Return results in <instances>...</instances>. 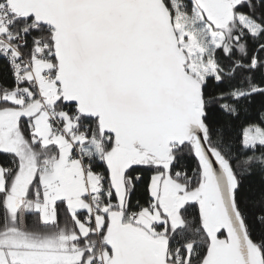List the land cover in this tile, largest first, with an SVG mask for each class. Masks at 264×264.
Instances as JSON below:
<instances>
[{
  "label": "snow or ice",
  "instance_id": "snow-or-ice-1",
  "mask_svg": "<svg viewBox=\"0 0 264 264\" xmlns=\"http://www.w3.org/2000/svg\"><path fill=\"white\" fill-rule=\"evenodd\" d=\"M0 264H264V0H0Z\"/></svg>",
  "mask_w": 264,
  "mask_h": 264
}]
</instances>
